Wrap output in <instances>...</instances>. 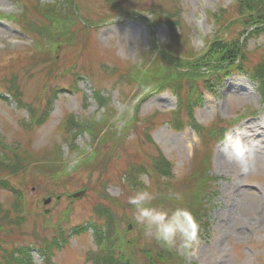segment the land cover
<instances>
[{"label":"rangeland","instance_id":"obj_1","mask_svg":"<svg viewBox=\"0 0 264 264\" xmlns=\"http://www.w3.org/2000/svg\"><path fill=\"white\" fill-rule=\"evenodd\" d=\"M15 1L0 0V12L6 15L21 12V0L19 3ZM154 1L134 2L135 7L139 9H151L148 7L153 6ZM177 1V7L180 8L178 19L180 26L173 23L172 29H175L177 34L184 32L188 35L190 45L196 53L205 49L203 43L207 45L210 39L229 29L218 30L219 25L210 19L208 14L219 7L225 8L231 5L233 0ZM40 2L42 6H46L63 4L64 0H55V3H52L53 0H40ZM165 2L169 4L170 0ZM101 10V7L100 9L95 7V11H91L90 17L96 25L92 29V39L86 40L83 50L81 45L72 48L73 51L82 50L83 53L91 54L77 58L78 54L66 52L64 61L61 60L62 66L63 63L70 65L77 62L78 67H84L88 77L83 74H80L76 80L66 76L68 74L57 77L55 68L50 66V60L47 58L37 60L21 72L22 83L25 84L27 81L23 89L26 96V100L22 99L24 103L38 104V94L46 78L50 79L49 89L57 85L50 89V94L49 90L46 91L50 99L56 88L62 87L51 99L52 106L48 117L41 125L34 128V132L27 131L31 124L27 109L21 107L22 105L15 98L1 89H5L7 85L4 80V77L7 78L6 74L13 70L20 72L25 67L18 63L26 60L29 49L33 47L32 37H38V35L22 31L24 27L14 18L0 17V95L5 96L0 98V136L4 137L6 142L21 137L22 140H27L35 150L53 147V145L59 146L63 164L65 163L68 168L67 177H59L55 180L42 176L30 179L23 174L13 178L15 187H20L25 194L28 205L27 214L29 213L31 218L23 227L26 235L20 239L21 242L16 240L17 245L34 241L30 235L34 226L33 216L53 208L52 214L55 217L67 205L64 197L58 205L54 204L53 198L49 204L43 205L47 191L55 190L56 193L72 194L78 192L81 185L89 182L86 173L73 170L81 154L69 149V143H66L64 139L65 136L69 137L60 130V127L67 115L78 119L102 117L104 108H100L94 96V89L96 91L97 88L99 89L100 95L107 103L106 106L109 110H114L115 115L110 122L118 129L124 127L125 120L131 115L137 112L139 116V122L136 124L138 129H130L123 140L128 146V152L126 154L120 150L116 152L113 169L109 171L107 177L113 173H120L116 168L124 170L132 161L142 163V159L147 154L155 155L157 151H160L171 164L172 182L188 176L193 169L194 152L200 148V138L186 120L180 129L173 126L170 112L178 108L174 91L172 89L157 91L150 85L144 86L137 83L128 85L126 78L123 77L125 72L118 75L115 72L112 73L113 68H110L118 62L125 66L134 62L141 66L147 60L144 55L148 54L149 57L155 54V43L168 42L171 34L170 27L161 20L153 29L151 18L146 12H137V14L132 12L134 15L126 16L127 18H111L106 23H99L104 13H107L105 9ZM86 13L89 16L88 10ZM29 19L36 21L35 17H29ZM258 47H264V37L251 36L246 42L245 51L252 52ZM62 53L64 55V50L60 53V57ZM93 54L95 59L91 56ZM245 63L250 66L254 61L246 60ZM102 64H107L109 67ZM13 65L22 67L17 70L13 69ZM248 74L233 71L226 78L214 81L212 91L207 89L203 91L202 105L194 111L196 123L203 126H209L213 121L221 119L225 122L231 121L226 132L232 131L233 135H241L249 146L253 159L249 171L242 173L234 164L226 161L219 151L223 140L214 143L210 174L216 181L211 182L213 187L207 199L209 226L199 235V245L188 255L185 264H264V214L263 218L258 216L264 205V105L260 102L256 82L251 80ZM69 82H75L74 89L68 88ZM44 99L45 101L48 99L46 94ZM251 111L253 112L249 113ZM154 114L156 117L147 123L149 127L143 131L145 119ZM183 118L186 119L185 116ZM76 131L72 129L71 133ZM29 138H31L30 141ZM76 142L81 150L91 151L90 140L85 133L77 132ZM104 175L103 179L107 180L106 173ZM123 177L120 181L116 178L107 180L104 185L98 183V192L103 194L100 198L92 197L93 194L85 196L84 193L75 199L74 208H71L73 213H70V219L63 225L65 228L63 236L68 238L63 239L60 235L57 237L56 234L53 235L57 238L59 246L55 247L54 243L50 246L52 249L47 255L48 259L50 256V264H94L91 258H88L97 249L92 230L89 228L85 233L77 234L71 231V228L85 223L90 216L91 220L95 221L97 217L92 208L104 203L107 196L114 201L125 198L127 191L122 182L128 183V181ZM138 179L139 183L143 184L141 186L152 184L145 172L140 173ZM58 218L59 215L53 220L57 221ZM51 233L48 230L46 236L51 237ZM47 258L41 250L39 251L38 246L31 247V264L48 263Z\"/></svg>","mask_w":264,"mask_h":264},{"label":"trees","instance_id":"obj_2","mask_svg":"<svg viewBox=\"0 0 264 264\" xmlns=\"http://www.w3.org/2000/svg\"><path fill=\"white\" fill-rule=\"evenodd\" d=\"M134 1L137 2V0H85L84 2L64 0V3L58 6L56 4L42 6L40 0H23L24 10L14 19L22 24L26 33H34L38 37H32L35 48L29 50L26 60L17 61L19 65H25V67L23 66L20 72L13 70L6 74L7 78L4 77V80L7 83L5 87L7 89L1 90L4 93L8 92L22 105L21 107L27 109L31 118L27 131L34 132V128L41 125L48 117L52 106L51 99L62 87L56 88L50 99V89L57 85L49 89L50 79L46 78L38 94L40 97L37 98L38 104L24 103L26 96L23 89L27 81L23 84L20 74L37 60L47 58L50 60V66L55 68L57 77L68 74L66 76L76 80L80 74L87 76L88 73L84 67H78L77 62L70 65L63 63L62 66L61 60L64 59L66 52L78 54L77 58L89 53H83L82 50L86 40L93 37L92 29L96 25L90 16L91 11H95V7L98 9L101 7L102 10L107 11L99 23H106L111 18L134 15L137 12H147L151 15L153 23L159 24L162 20L167 24L171 30L168 42L155 45L156 55L153 59L147 58L143 68L133 63L125 66L121 62L110 68H113L112 73L115 72L118 75L125 72L123 77L126 78L128 85L143 82L154 84L157 91L164 89L174 91L178 99V108L171 112L173 126L180 129L184 120L188 121L198 134L199 144H201L200 148H196L194 152L193 169L188 176L172 182L171 164L160 151H157L155 155L147 154L142 159V163L132 161L124 170L116 168L120 173H113L107 177L109 171L113 169L116 152L119 150L125 154L128 152V146L123 140L130 129H138L136 125L139 122L138 115L127 121L121 129L110 122L112 115L109 112L101 120L82 121L67 115L60 130L69 137H64L65 142L69 143V148L78 151L81 150L76 144L77 132L85 131L90 135L93 145L92 154L81 151L80 161L74 168L75 171L81 170L88 175L89 182L78 188L85 190V196L93 194L92 197L100 198L103 194L98 192V183L104 185L107 180L110 181L113 178L120 181L123 175L124 180L128 181V183L122 182L127 191L125 198L114 201L107 196L104 203L92 208L97 217L95 221L91 220L90 216L85 223L71 228V231L77 234H83L89 228L92 230L97 250H94L88 258H91L94 264H185L191 252L181 254L146 237L142 228L134 222L133 207L127 203V200L135 191L146 189L155 195L152 201L153 206L164 209L174 207L188 209L199 224V235L208 228L209 202L207 199L213 187L211 182L216 181L210 174L212 148L215 142L224 139L223 136L231 124L221 119L213 121L209 126H203L196 123L194 111L202 105L203 91L211 90L214 81L224 79L233 71L249 73L251 79L258 83L264 99V47H258L252 52L245 51L249 37L258 35L264 37V0H235L227 8L209 12L208 16L219 25L218 30L229 29L225 33L219 31L221 34L210 39L206 49L197 54L189 46L188 35L184 32L177 34L175 29H172L173 23L180 26L178 20L180 8L177 7V0H170L169 4L165 0H155L153 6L148 7L151 9H139L135 7ZM87 10L89 16L86 13ZM10 17L13 18V16ZM29 17H35L36 21ZM77 46H80L82 50L73 51L72 48ZM63 50L64 55L62 53L60 57ZM91 56L95 59L94 54ZM246 60L250 62L253 60L254 63L249 66L245 63ZM102 66L109 67L107 64ZM21 67L13 65V69L19 70ZM88 72L90 74V71ZM69 83L68 88L74 89L75 82ZM100 93L98 88L97 91L94 89V96L103 107L107 103ZM45 94L47 101L44 99ZM1 97L5 96L0 95ZM154 117L156 114L145 119L143 131L149 127L147 123ZM72 129L77 131L71 133ZM134 156L137 157L136 154ZM143 172L149 176L152 184L141 186L143 184L139 183L138 175ZM104 173L107 180L103 179ZM19 174L29 176L30 179L41 176L54 180L67 177L60 147L53 145V147L35 150L27 140H22L21 137L6 142V139L0 136V264H31L29 251L32 245L44 244L50 253L52 249L50 246L53 243L55 247L59 246L57 238L53 237L54 234L56 237L60 235L63 239L68 238L63 236L65 233L63 225L73 213L71 208L74 206L71 200L74 199L69 192L56 193L55 190H49L47 196L55 200L54 204L58 205L63 197L70 201L59 212L58 215L61 218L57 221L53 220L55 218L52 214L53 209L48 213L44 211L37 213L33 216L34 218L32 217L34 226L30 232L34 241L22 243L25 245L16 244L26 235L23 227L31 219L29 213L27 214L28 205L25 194L20 187H15L13 182V178ZM170 193L173 196L178 193L181 199L179 201L170 199ZM128 224L132 225L131 230L127 229ZM48 230L52 232L49 238L46 236Z\"/></svg>","mask_w":264,"mask_h":264},{"label":"clouds","instance_id":"obj_3","mask_svg":"<svg viewBox=\"0 0 264 264\" xmlns=\"http://www.w3.org/2000/svg\"><path fill=\"white\" fill-rule=\"evenodd\" d=\"M219 151L240 172L249 171L253 156L241 135L226 132ZM169 198L177 201L181 199L178 193L174 196L170 193ZM154 199L155 195L146 189L137 190L128 197L127 203L133 207L136 225L142 228L146 237L156 240L162 246L181 254L194 251L200 242L199 224L191 212L183 207L158 208L152 204Z\"/></svg>","mask_w":264,"mask_h":264},{"label":"bare ground","instance_id":"obj_4","mask_svg":"<svg viewBox=\"0 0 264 264\" xmlns=\"http://www.w3.org/2000/svg\"><path fill=\"white\" fill-rule=\"evenodd\" d=\"M264 214V205L261 207L259 213H258V216L259 217H262V215ZM261 215V216H260ZM263 218V217H262Z\"/></svg>","mask_w":264,"mask_h":264},{"label":"water","instance_id":"obj_5","mask_svg":"<svg viewBox=\"0 0 264 264\" xmlns=\"http://www.w3.org/2000/svg\"><path fill=\"white\" fill-rule=\"evenodd\" d=\"M82 194H83V192H80V193L75 194L74 196H78V195H82ZM49 200L50 199L46 200L45 203L49 202Z\"/></svg>","mask_w":264,"mask_h":264}]
</instances>
